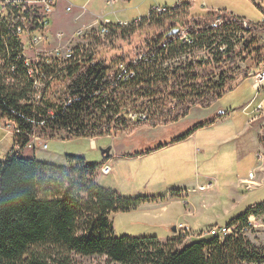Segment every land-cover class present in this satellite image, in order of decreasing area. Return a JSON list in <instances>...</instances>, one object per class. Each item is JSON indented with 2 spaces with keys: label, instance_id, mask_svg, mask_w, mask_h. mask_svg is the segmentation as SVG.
Here are the masks:
<instances>
[{
  "label": "trees",
  "instance_id": "trees-1",
  "mask_svg": "<svg viewBox=\"0 0 264 264\" xmlns=\"http://www.w3.org/2000/svg\"><path fill=\"white\" fill-rule=\"evenodd\" d=\"M179 17L176 11L139 23V29L150 25L164 32L163 37L149 44L147 53L137 55V59L144 55L142 60L126 63L128 72L134 73L128 83L123 82L122 72L117 68L108 72L105 60L88 58L64 68L67 91L61 100L57 99L61 106L48 99L37 107L32 104L35 89L21 59L17 28L0 19V119L18 130L16 137L25 139L23 149L33 138L47 142L57 140L60 134L63 141L131 136L140 129L176 124L194 107L210 108L234 89L230 86L238 78H229L227 71L241 57L236 45L250 50L256 38L264 34L261 29H245L238 19L210 29L220 17L212 12L191 18L199 28L190 31L196 45L216 48L214 68L207 70L206 75L200 76L198 72L193 75L195 86L191 90L195 91L178 97L173 93L177 103L154 115L141 114L146 120L130 121V109L124 105L126 100H152L183 85V82L170 85L171 78L163 71L168 56L186 51L173 34L178 30L173 21ZM134 25L129 29H112L111 34L132 35ZM240 32L249 34L251 41L240 36ZM221 46H226L225 54L218 52ZM255 60L257 67L250 72L264 63V57ZM187 72L193 73L194 68ZM250 72L240 73L239 77L246 79ZM216 73H219L216 84L201 86L200 81H208ZM190 135L191 132L176 142ZM70 160L72 165L81 166L69 178L62 176L65 169L25 159L19 151L0 161V264H76V257H105L110 264H264V251L258 250L242 232L248 228L250 216L260 215L255 209L232 222L228 228L236 231L223 240L201 235L185 244V236L179 235L163 244L156 237L116 238L110 221L112 214L163 202L165 198H124L97 185L99 165H87L82 159ZM256 209L263 210L264 206Z\"/></svg>",
  "mask_w": 264,
  "mask_h": 264
},
{
  "label": "rangeland",
  "instance_id": "rangeland-1",
  "mask_svg": "<svg viewBox=\"0 0 264 264\" xmlns=\"http://www.w3.org/2000/svg\"><path fill=\"white\" fill-rule=\"evenodd\" d=\"M64 1L81 9L88 5L86 8L88 14L84 16L83 20L89 19V14H93L95 17H103L102 20H110L113 24H132L138 19L148 18L151 8L168 7L172 10L178 2L189 4L192 7L179 11L180 18L173 21V24L182 26L181 24L184 23V27L188 28H191L192 17L203 16L208 12L219 15V18L227 22L242 19L250 23H257L264 18V13L260 9V4L264 0H119L111 7L106 5L107 0ZM63 8L64 4H61L59 15ZM218 11L220 13H217ZM62 22L60 19L56 22L52 17L51 29L57 24L59 27L62 26ZM100 24L101 21H97L93 28L76 30L74 35L83 31L88 37L73 39L72 35L66 42H62L61 46L71 48L79 43L77 49L93 51L96 54V60L106 61V69L110 73L121 62L127 63L130 60H136L139 53H147L149 44H153L157 39L163 37L164 32L161 30L162 28H152L150 25L139 29L140 24L138 23L134 25L135 32L132 35L127 33L124 36L119 32V35L115 34L101 39L91 35L92 32L99 29ZM131 27L132 25H129L124 28ZM242 33L244 32L238 34ZM244 38L251 41V36L247 33ZM236 46L235 50L241 53V57H239L236 66L227 71V76L238 79L232 85L230 84V87L234 89L227 92L222 99L217 101L218 103L216 102L217 105L212 110V112L216 111L215 116L209 118L212 112L204 114L202 109L194 107L190 110L191 114L189 113L190 115L186 119L180 120L177 124L157 129H142L127 139L116 140L114 137L104 136L63 141V135L60 134L57 140L47 142L38 137L33 138L31 143L23 149H21V144L25 139L0 131V161L10 153L19 151L25 159L65 169L66 173L62 176L69 178L70 175H73V171L79 170V166H81L80 164L72 165L70 158L82 159L87 165L102 167L106 160L103 159L101 151L111 147L110 160L105 163L111 167V174L102 175L100 168L96 172L97 185L100 188L132 199L166 196L170 194V190H187V196L183 198L165 200L163 203L145 204L128 212L112 214L110 221L116 238L156 237L164 244L174 236L173 228L177 229L180 225L190 229L194 237H185V244L198 240L201 235L208 237L212 228L216 226L219 228L228 227L243 213L252 209L254 203H264V185L250 192L237 189L236 184L237 175L247 178L248 174L259 171L250 172L252 169L263 164L262 160L258 159L254 153L258 143L253 139L257 133L251 128L245 129L242 134H239L245 127L246 121L254 117H248L244 109L255 96L252 89L254 80L252 78L244 80L242 78L244 76L239 77V75L240 73L244 75L252 68L257 67L256 57H264V34L256 38V43L250 50H244L242 44ZM208 50L206 47L195 46L181 54L168 56L166 62L163 63V71L168 72L167 76L171 78L169 79L170 85L181 82L183 85L152 100L140 99L136 102L126 100L124 105L128 106L133 114H137L138 118H141V114L154 115L163 109H170L177 103L172 97L173 93L178 97L194 92L195 90H191L195 86L192 84L195 83L193 75H196L197 72L200 76L206 75L207 70L214 68L213 62L210 65L201 63L205 57H211L214 61L216 48L208 54L205 53ZM190 65L194 66V74L187 72ZM256 70L253 69L248 75H252ZM61 77L57 83H54L51 94L48 96V99L53 101L56 106H61L57 99L61 100L67 91V79ZM218 81L219 73H216L208 81H200V84L212 87ZM260 101L261 99L257 104ZM257 104L249 110V113H252ZM262 104H264V97ZM220 112L229 114V118L220 121ZM213 119L217 120L214 127L195 128L198 125L212 122ZM4 127V122H0V128ZM191 131L195 132L191 139L177 145H170L171 142H175ZM237 134L241 136L240 140L246 150H251V154H247L241 162H239L237 153L238 143L232 142L233 137H236ZM262 137L264 138V128ZM93 140L95 147L92 145ZM164 143L166 146H170L163 151H158L159 145ZM126 146L131 148H126ZM251 180L254 181L250 178ZM231 186L238 191L237 194L230 190ZM255 210L260 215L250 216L249 226L242 232L258 250L264 251V209ZM235 231L236 229L231 230L232 233ZM75 261L76 264H110L105 257H76Z\"/></svg>",
  "mask_w": 264,
  "mask_h": 264
},
{
  "label": "built area",
  "instance_id": "built-area-1",
  "mask_svg": "<svg viewBox=\"0 0 264 264\" xmlns=\"http://www.w3.org/2000/svg\"><path fill=\"white\" fill-rule=\"evenodd\" d=\"M117 2V0H110L108 2L109 5H113ZM57 4V0H0V19L7 21L9 24L14 25L17 29L22 32V57L21 59L29 60V69L31 74L34 76L35 82H46L47 85V93L46 98L37 99L36 93L33 97V105L37 107L38 105L42 106L45 101L48 100L49 94H51V89L54 83L59 81V77L63 78L66 76V71H64L65 67L71 66V64H79L85 62L88 58H95L96 54L93 51L88 49L81 50L77 49V46L63 47L61 46L62 42H66L65 38L62 35L57 36V39L54 40L50 33V22L53 10ZM183 7L181 5H175L171 10L168 7L161 8L156 7L152 8L148 18L146 20H151V18L163 16L172 12H176ZM260 9L264 13V2L260 4ZM71 8H67V12H70ZM217 13H220L219 11ZM139 19L135 22L137 25L139 21H146ZM239 20V19H238ZM243 27L247 30L251 29H261L264 30V18L257 23H250L246 20H239ZM232 22V21H228ZM227 24V21L218 18L214 24H212L209 28L217 29L221 28ZM251 24V25H250ZM126 24H113L110 20H101V24L98 30L92 32L91 35H95L97 38L101 39L107 38L111 36V30L117 28H124ZM177 36L178 40L181 42V45L185 47V50L192 49L197 46L195 41L190 35V31L192 29L199 30L194 23H192L191 28L184 27V25L177 26ZM80 30V29H79ZM73 39L75 38H85L87 37L83 31H79L76 35H73ZM240 36H245V33H242ZM93 37V36H92ZM60 40V41H59ZM71 43V41H70ZM49 44V46H47ZM235 44V43H234ZM48 47V48H47ZM237 47V46H236ZM235 47V49H237ZM213 48L209 49V53ZM215 49V48H214ZM213 49V50H214ZM220 54L226 53V46H221L218 49ZM88 55V57H87ZM144 55L140 56L138 59L133 60L134 63L142 60ZM214 61L211 57L203 58L202 64H209ZM117 71L122 72V80L124 83H128V81L133 78L134 73L128 72V65L125 62H121L116 67ZM116 71V69H115ZM250 77L254 80L253 89L255 91V100L261 96V93L264 89V63L259 66V68L250 75ZM254 100V101H255ZM258 112L262 111V106H258ZM129 119L132 122H135L138 118L137 114H133L130 110H128ZM142 120H146V116L140 115ZM0 122H4V128H0V131L12 135H19L18 130H16L11 123L4 119H0ZM93 147H95L94 140L92 141ZM19 149L18 147H15ZM100 173L104 176L111 174V167L107 164H104L100 168ZM249 177L254 179V174H250ZM247 190H252L257 187V184L251 180V182H246ZM232 229L230 228H217L215 230H211L208 235L209 236H218L221 240L225 237L232 234ZM177 231L180 236L188 237L190 235V230L183 225H180L177 228Z\"/></svg>",
  "mask_w": 264,
  "mask_h": 264
},
{
  "label": "crops",
  "instance_id": "crops-1",
  "mask_svg": "<svg viewBox=\"0 0 264 264\" xmlns=\"http://www.w3.org/2000/svg\"><path fill=\"white\" fill-rule=\"evenodd\" d=\"M110 0H107L106 1V5L107 6H114L115 4H117L118 2H119V0H117V2L115 3V4H113V5H109L108 4V2H109ZM125 1H130V0H125ZM61 4H64V8H63V10H62V13L59 15V8H60V5ZM176 5H181L183 8L182 9H180V10H178L177 12H179V11H181V10H184V9H191V5H189V4H182L181 2H178ZM87 6L88 5H86V6H84L82 9L81 8H78V7H73V6H71L70 4H68V3H65V1L64 0H57V4H56V6H55V8H54V10H53V13H52V16H51V20H52V17L54 18V21H56V22H58V19H60V20H62L63 22H62V26H58V24L56 25V27H54L53 29H51V24H50V33H51V35H52V38L54 39V40H56L57 39V36H59V35H62L64 38H65V41L68 39V38H70L72 35H74V33L76 32V30H79V29H90V28H93V27H95V25H96V22L97 21H101L102 19H104L103 17H95V15H93V14H89V19H85V20H83V18H84V16H86L87 14H88V12H87ZM175 6V5H174ZM67 8H71V11L70 12H67ZM152 9V8H151ZM151 9H150V11H151ZM189 12V11H188ZM188 12H187V14H188ZM68 15H71V16H68ZM57 16V19H55V17ZM180 18V17H179ZM147 19V18H146ZM146 19H142V20H146ZM139 20V19H138ZM126 24V23H125ZM135 24V21L132 23V24H126L127 26H129V25H134ZM176 25V24H175ZM182 26L184 25V23H182L181 24ZM176 26H178V25H176ZM180 26V25H179ZM181 26V27H182ZM88 37V36H87ZM86 37V38H87ZM83 39V38H82ZM81 43V42H80ZM79 44V43H78ZM78 44H76L77 46H78ZM249 78H251L249 75H248V77L246 78V79H249ZM245 80V79H244ZM252 89H253V84H252ZM253 91H254V89H253ZM255 92V91H254ZM263 97H264V89H263V91H262V93H261V96L258 98V99H256L255 100V96L252 98V100L250 101V103H249V105L244 109V111H245V114L249 117H252V116H254L252 119H250L249 121H246V124H245V127L240 131V133L239 134H242L243 132H244V130L245 129H253L254 131H255V133H257V135H256V137L253 139L254 140V142H257L258 143V147L254 150V153H255V156L258 158V159H261L262 160V162H263V164H261V165H259V166H257L256 168H254V169H252L250 172H255V171H257V170H259L257 173H252V174H254V181L253 182H255L256 184H257V187H255L254 189H252V190H247V186H246V182H251L250 181V178H249V175L251 174L250 172V174H248V177L247 178H242V177H238V175H237V182H236V184H237V189H239V190H242V189H244L245 191H250V192H252V191H254V190H256V189H258V188H261L263 185H264V153H263V151H264V142H263V140H264V138L262 137V133H263V128H264V104H262V100H263ZM261 99V101H260V103L259 104H257V102H258V100H260ZM255 100V101H254ZM218 103V102H217ZM217 103H215V104H213L210 108H208V109H202L203 111H204V114H208V113H210V112H212V110L216 107V105H217ZM255 104H257V106H256V108L252 111V113H249V110H251L252 109V107L255 105ZM262 106V111L261 112H258V110H257V108H258V106ZM192 112V111H191ZM191 112H190V114H191ZM189 114V115H190ZM215 114H216V111H214V112H212V114H210V116H209V118L211 117V116H215ZM220 115V117H219V120L221 121V120H223V119H227V118H229V114H227V113H222V112H220L219 113ZM188 115V116H189ZM187 116V117H188ZM186 117V118H187ZM185 118V119H186ZM184 120V119H183ZM217 120L216 119H213V121L212 122H207V123H204V124H202V125H198L197 127H195L196 129H209V128H212V127H214V125L217 123L216 122ZM180 122V121H179ZM177 124V123H176ZM172 125H174V124H172ZM169 126H171V125H169ZM169 126H159V127H157V128H161V127H169ZM199 126H203L202 128L201 127H199ZM157 128H154V129H157ZM146 129V128H145ZM139 131H142V129H140V130H138L137 132H139ZM137 132H135V133H137ZM189 133V132H188ZM187 133V134H188ZM195 133V132H194ZM193 131H191V135L187 138V139H185L184 141H181V142H185V141H188L189 139H191L192 138V136H193ZM239 134H237V136L236 137H233L234 138V140L232 141L233 143H238L237 144V153H238V155H239V162H241V161H243V159L245 158V156L248 154V155H250L251 153V150L249 151V150H246V148H245V146H243L244 144L241 142V140H240V137L241 136H239ZM186 135V134H185ZM124 135H118V136H113L114 137V139H119V138H122V139H127L128 137H130V136H124ZM131 136H133V135H131ZM233 138H231V139H233ZM231 139H229V140H231ZM181 142H171V144L170 145H177V144H179V143H181ZM166 143H164V144H160L159 145V150L158 151H163L164 149H166L167 147H169L170 145H168V146H166L165 145ZM126 148H131L130 146H126ZM119 156V155H118ZM114 157V156H113ZM256 158V159H257ZM110 160V156H109V159H107L106 160V162L105 163H107L108 161ZM2 161H4V159H2ZM104 163V164H105ZM103 164V165H104ZM253 170H255V171H253ZM202 190L204 189V188H201ZM230 190H232V191H234V192H236V194L238 193V191L235 189V188H233L232 186L230 187ZM170 192V194H167L166 196H160V197H164L165 198V200L166 201H168V200H174L175 198H183V197H185V196H187V190L185 189H180V190H170L169 191ZM174 193V194H173ZM173 195H175L174 197H172ZM163 202H165V201H163ZM163 202H157V203H163ZM259 206H264V203H262V202H257V203H254L253 205H252V209H250V210H253V209H256V208H258ZM250 210H248V211H250ZM247 211V212H248ZM187 212V211H186ZM246 212V213H247ZM246 213H243L241 216H243V215H245ZM188 215H190V214H188ZM217 228H219L218 226H216V227H214V228H212L211 230H215V229H217ZM223 228H228V227H223ZM190 230V229H189ZM210 230V231H211ZM177 236H179V233H178V231H177V233H174V236H172V238L171 239H169V240H167V241H170V240H173L174 238H176ZM191 238H194L193 237V235L191 234V230H190V235H189ZM166 241V242H167Z\"/></svg>",
  "mask_w": 264,
  "mask_h": 264
},
{
  "label": "bare ground",
  "instance_id": "bare-ground-1",
  "mask_svg": "<svg viewBox=\"0 0 264 264\" xmlns=\"http://www.w3.org/2000/svg\"><path fill=\"white\" fill-rule=\"evenodd\" d=\"M141 22L142 21H139V23H141ZM16 33L19 36L18 40H19V44H20L21 49H22V44H21V42H22V32H21V30H16ZM22 62H24V65L28 69V75L31 77V79L33 81V85H34V89H35V93H36V98L37 99L46 98V93H47L46 82H35L34 76H33V74H31V71L29 69V60L28 59H22Z\"/></svg>",
  "mask_w": 264,
  "mask_h": 264
},
{
  "label": "water",
  "instance_id": "water-1",
  "mask_svg": "<svg viewBox=\"0 0 264 264\" xmlns=\"http://www.w3.org/2000/svg\"><path fill=\"white\" fill-rule=\"evenodd\" d=\"M173 34L176 35L177 31H175ZM111 150H112V148L110 147L107 150H102L101 151L103 159H108L109 158ZM173 232L177 233V229L175 227L173 228Z\"/></svg>",
  "mask_w": 264,
  "mask_h": 264
},
{
  "label": "flooded vegetation",
  "instance_id": "flooded-vegetation-1",
  "mask_svg": "<svg viewBox=\"0 0 264 264\" xmlns=\"http://www.w3.org/2000/svg\"><path fill=\"white\" fill-rule=\"evenodd\" d=\"M188 68H189V69H192V68H194V66L192 67V66L190 65V66H188Z\"/></svg>",
  "mask_w": 264,
  "mask_h": 264
}]
</instances>
